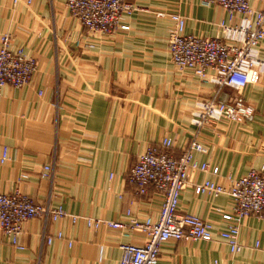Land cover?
I'll list each match as a JSON object with an SVG mask.
<instances>
[{
  "label": "crops",
  "instance_id": "0c3cea01",
  "mask_svg": "<svg viewBox=\"0 0 264 264\" xmlns=\"http://www.w3.org/2000/svg\"><path fill=\"white\" fill-rule=\"evenodd\" d=\"M128 1L140 7L122 16L130 28L98 35L86 31L65 0H0V43L3 33H11L13 44L22 45L38 63L30 83L5 88L0 190L20 185L41 203L62 204L71 213L95 218L157 217L162 193L151 187L137 194L127 172L162 137L174 139L179 155L198 133L208 151L196 152V160L209 162L210 169L218 166L219 173L191 169L180 209L224 228L222 214L233 211L232 198L198 194L194 185L206 179L229 185L250 169L264 168V73L242 91L225 86L218 95L253 105L250 118L198 130L192 122L198 100L213 96L217 86L174 64L168 13H181L186 32L202 36H223V23L238 24L241 15L231 19L222 6L203 0ZM252 4L261 7L258 0ZM4 145L9 158L2 162ZM47 165L51 171L46 175ZM59 230L65 237L48 243L47 236ZM124 232L69 218L30 219L22 234L25 249L0 228V264H120L123 243L145 240L140 230ZM240 238L244 248L238 253L219 236L213 241L170 239L157 264H264V214L245 218Z\"/></svg>",
  "mask_w": 264,
  "mask_h": 264
},
{
  "label": "built area",
  "instance_id": "2783aa9c",
  "mask_svg": "<svg viewBox=\"0 0 264 264\" xmlns=\"http://www.w3.org/2000/svg\"><path fill=\"white\" fill-rule=\"evenodd\" d=\"M20 0H14L18 3ZM31 0H28L30 2ZM69 12L78 18L86 31L91 34H111L118 29H129L122 21L125 13H132L140 7L128 0H65ZM207 4L222 6L231 19L241 15L238 24L223 23V36H202L186 32V18L179 12L168 13L173 20L170 29L169 49L172 61L180 69H190L202 81L217 86L213 96L198 100V108L193 112L192 122L200 128L218 125L224 121L244 122L255 113V107L243 98L233 102L218 98L225 86L239 91L251 82H256L264 73V57L261 43L264 39V0H258L260 8H255L253 0H203ZM164 11L158 15L164 16ZM37 59L28 54L22 45H14L11 33L1 35L0 43V109L8 85L22 87L31 82L37 69ZM174 139L164 136L150 144L127 172V181L134 186L137 194L145 195L151 187L163 195L159 215L140 218L137 215L126 219L95 218L75 214L62 204L41 203L25 193L20 185L12 191L0 190V228L18 248L25 249L22 241L24 223L40 218L45 223L69 218L73 223L85 222L90 227L103 225L121 229L129 235V230H140L145 235L143 243L127 242L121 245L120 264H157L162 245L170 240H206L222 238L233 253L243 250L240 238L241 225L249 216L264 214V168L250 169L239 177L232 178L229 185L214 179H206L194 185L198 194L227 193L233 201V211L224 212L222 219L226 225L217 229L212 220L180 209L182 193L189 186L191 169L211 170L219 173V167L210 169V163H199L196 152H207L204 139L195 133L189 145L177 155ZM9 158V147L3 146L1 161ZM46 172L51 171L47 165ZM21 181V179L19 180ZM64 238L63 230L48 235L46 241ZM72 242H70L71 244Z\"/></svg>",
  "mask_w": 264,
  "mask_h": 264
}]
</instances>
